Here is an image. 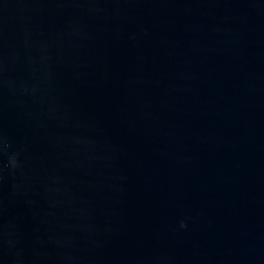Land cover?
I'll return each instance as SVG.
<instances>
[{
	"label": "water",
	"instance_id": "water-1",
	"mask_svg": "<svg viewBox=\"0 0 264 264\" xmlns=\"http://www.w3.org/2000/svg\"><path fill=\"white\" fill-rule=\"evenodd\" d=\"M0 264H264V0H0Z\"/></svg>",
	"mask_w": 264,
	"mask_h": 264
},
{
	"label": "clouds",
	"instance_id": "clouds-1",
	"mask_svg": "<svg viewBox=\"0 0 264 264\" xmlns=\"http://www.w3.org/2000/svg\"><path fill=\"white\" fill-rule=\"evenodd\" d=\"M182 226H184V225H182Z\"/></svg>",
	"mask_w": 264,
	"mask_h": 264
}]
</instances>
